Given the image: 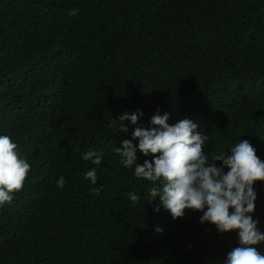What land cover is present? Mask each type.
<instances>
[{"label": "trees", "instance_id": "16d2710c", "mask_svg": "<svg viewBox=\"0 0 264 264\" xmlns=\"http://www.w3.org/2000/svg\"><path fill=\"white\" fill-rule=\"evenodd\" d=\"M138 110L146 128L157 112L197 123L210 165L243 140L264 162V0H0V135L31 165L0 206V264H225L236 231L194 209L174 220L121 164L116 148L138 140L119 117ZM253 188L264 233V181Z\"/></svg>", "mask_w": 264, "mask_h": 264}, {"label": "clouds", "instance_id": "9594fccd", "mask_svg": "<svg viewBox=\"0 0 264 264\" xmlns=\"http://www.w3.org/2000/svg\"><path fill=\"white\" fill-rule=\"evenodd\" d=\"M77 14L73 9L70 16ZM143 113H124L119 117L120 130L128 132L123 123L129 121L137 125L132 132V140L123 139L116 152L125 168L135 165L134 175L151 182L148 203L157 197L162 206L175 220L184 216L185 209L203 212L200 222L214 224L220 233L236 231L239 237L238 247L228 254L225 264H264V255L253 247L264 243V233L258 229V221L252 218L257 199L253 185L264 181V162L256 155V149L248 140L240 141L231 148V154L222 152L213 157L221 161L222 166L208 164L203 147L208 137L197 131L198 125L185 118L173 125L168 123L169 113L157 112L151 117L150 126L138 124ZM17 144L7 135H0V206L11 203L13 193L22 190L31 165L17 151ZM146 159L143 165L137 164V151ZM158 154V155H157ZM84 161L101 165L102 153L88 150L82 155ZM230 169L226 174L223 169ZM92 185L97 183L95 169L85 174ZM65 178L61 176L57 187L63 189ZM92 192L99 195L100 188L93 187ZM128 198L137 203L140 197L129 192ZM205 207L207 210L205 211ZM233 209L230 213L229 209ZM159 206L155 211L159 212ZM157 232L162 229L157 228Z\"/></svg>", "mask_w": 264, "mask_h": 264}]
</instances>
